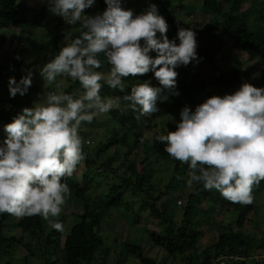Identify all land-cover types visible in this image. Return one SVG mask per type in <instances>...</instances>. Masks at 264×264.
Segmentation results:
<instances>
[{"label": "clouds", "instance_id": "clouds-1", "mask_svg": "<svg viewBox=\"0 0 264 264\" xmlns=\"http://www.w3.org/2000/svg\"><path fill=\"white\" fill-rule=\"evenodd\" d=\"M45 3L51 15L71 25L79 22L81 31L38 68L39 75L49 84L68 77L78 81L83 92L79 96L63 90L46 92L4 125L0 214L17 218L38 215L50 228L63 231L62 222L55 218L61 214L70 189L62 178L72 176L84 159V141L78 130L82 122L90 123L120 107L121 97L102 98L103 84L123 92L124 78L152 72L159 86H153L151 79L144 80L133 84L122 98L138 110L139 119L158 111L157 101L167 100V93L179 95L174 91L176 69L199 63L200 58L197 33L178 27L169 39V25L155 3L137 14L124 7V0H104L106 8L95 15L84 10L96 0ZM101 54L110 65L106 72L98 71ZM23 71L19 80L9 77L11 97L29 92L34 72L31 68ZM179 115L176 129L156 139L164 143V151L171 157L188 163V186L202 182L205 189L218 190L230 202L252 203L253 186L264 179V87L245 82L235 92L212 96L194 110L184 106ZM248 259L254 260H234L248 264Z\"/></svg>", "mask_w": 264, "mask_h": 264}, {"label": "rangeland", "instance_id": "rangeland-1", "mask_svg": "<svg viewBox=\"0 0 264 264\" xmlns=\"http://www.w3.org/2000/svg\"><path fill=\"white\" fill-rule=\"evenodd\" d=\"M27 2V5L33 10L32 13L26 18L25 22L12 25L8 29L0 31V65L5 64L8 58H16L17 55L21 56V73L25 74L23 69L31 68L34 72L33 83L35 87L31 90V98L33 103L40 100L46 92L50 91H65L68 88L71 80L68 77H58L56 82L51 84L46 83L39 75L38 68L42 67L49 59H51V50L53 48L54 41L57 39L59 42V49L64 44L70 43L74 36L79 35L81 28L79 22L76 25L68 24L64 18L54 16L47 11V18L44 20L42 26L36 27L32 24V19L35 16V12L39 11L44 6H47L45 0H21ZM184 5L194 6V11L190 12L189 9L184 12H178L177 16L183 21L180 27L189 28L188 24L195 22L198 24L196 32L210 27L212 20L216 18L217 11L219 10V0H213L209 9L203 10V0H182ZM150 3H154L150 0H124V7L131 8L134 13L143 11ZM251 0H245L240 9L246 10L252 5ZM258 12L262 11L264 14V3L259 2L256 4ZM99 10L98 0L96 4L91 8L85 9V14L95 15ZM260 18V17H258ZM264 27V24H261ZM218 31V30H217ZM159 35V34H158ZM198 48L206 43V38L198 39ZM172 37L169 36V39ZM226 38H224L223 45L218 51L220 54L217 57L216 63L218 68L222 71L230 68L245 69L248 65L251 66V60L241 52L231 51L230 47L225 44ZM178 43V41H177ZM219 42L216 43V45ZM219 46V45H217ZM218 49V47H217ZM198 56L200 51H198ZM155 54V53H152ZM199 63H194L189 74V85L193 88L192 95L194 102L186 101L184 106H189L192 110L195 107L206 101L205 95L209 96L210 90H205L200 93L196 92L194 85L199 81L209 82L211 75L214 72V68L210 63L205 61L199 56ZM101 69L98 71H108L105 57L101 54ZM33 64V65H32ZM10 74L15 73L12 65H9ZM13 72V73H12ZM264 71H261L262 73ZM3 73V72H2ZM5 74V73H4ZM4 74H0V81L8 78ZM252 75V74H249ZM11 76V75H10ZM13 76V75H12ZM11 76V77H12ZM250 84L256 87H264V82L256 81V75H252ZM150 79L156 86V79L152 72H150ZM144 81V79L142 80ZM158 82V81H157ZM168 94V93H167ZM168 100V99H167ZM164 100L163 102H166ZM162 101H157V108ZM115 109V108H114ZM180 109L174 111L171 115L164 113L163 116H157L154 112L150 115L141 116L139 119H135L139 115L136 110L135 115L126 114L128 120L125 125L121 126L117 123V120L112 117L110 111L106 114L97 116V122L93 126L86 125L85 128L78 130L79 135L84 141L83 146L89 147L90 150L84 152V159L77 166V169L73 173V187L70 189V196L67 199L66 204L62 208L61 214L55 218L62 222L63 231H55L53 239L57 242V250L55 255L48 256V258L42 257L39 249L44 247V237L38 241L36 237H32L29 234H24L21 229L18 228L19 220L21 218L11 217L7 221V227L4 230V236L7 239L6 244L2 247V253L0 254V264H65V255L63 251L64 240L71 230L72 226L80 221L82 215V201L76 196V190L84 188V196L88 198L91 203H101L100 213L102 217L101 224L98 229V233L102 238V244L95 252L94 260L92 264H142V262L133 255H130L127 251V245L134 243L140 245L146 256L157 260L163 264H185L182 258L173 260V258L167 254V252L159 245L155 244L152 234H160L166 228V225L162 223V219L158 218L147 208L149 204L153 203L156 209L166 214L168 218L173 219L177 226H181V222L185 219V208L189 194L196 187V182L193 181L191 187L188 186V180L190 176L185 179L182 175L178 176V182H174L172 187H167L172 182L173 169L170 168L169 162L165 160H157L154 162V153L151 151L147 157L143 153V141H140L137 146L135 142V128L134 123H139L140 119L144 117L151 118L150 129L146 128L144 137L150 138L153 135V131L159 134H163V128H167L171 124L176 125L180 120ZM154 122L158 124V127H154ZM116 124L119 126V138L123 136L125 132L129 131V145L119 144L106 150L102 155L97 158L95 151L100 141L107 138L109 128ZM6 133L4 127L0 126V142L4 140ZM82 146V147H83ZM117 154L118 160L109 165L111 158ZM86 158L91 160L93 180L85 186L83 181V168L85 167ZM135 160V161H134ZM146 160L145 164L150 163L149 169L150 181H142V189L136 190L134 187L128 188L124 196L126 205L122 208L114 209L113 207H107L105 202V195L109 192L110 186L121 185L122 176H134L128 168L133 163H136L138 173H141L144 164L142 161ZM142 163V164H141ZM105 165L104 167H102ZM135 182V181H134ZM184 182L182 185L181 183ZM253 201L252 205L258 206L249 212V216L243 228H237L236 221L239 212L235 209L222 211V204L215 201L202 200L197 204V208L202 210V213H198L194 220L197 221L195 225L197 229L203 231L204 237L199 241L200 255L205 248L209 247L213 243L218 241V238L224 231L225 227L232 225V229L242 239L254 243L259 237H264V196L259 192L252 191ZM215 200V199H214ZM146 204V208L142 209V205ZM225 208V207H223ZM255 221L258 223V227H255ZM53 230L49 227L47 221L45 224V233H49ZM21 238L23 242L21 243ZM253 241V242H252ZM33 246L34 254L29 250L27 246ZM53 253V249L49 248ZM106 252H108L107 261L103 263ZM263 252L258 250L253 252L248 259V264H264V259L261 260ZM242 258V257H241ZM258 259V260H257ZM244 260V259H243ZM242 262L243 261H239ZM241 263V264H242ZM244 264V263H243Z\"/></svg>", "mask_w": 264, "mask_h": 264}, {"label": "trees", "instance_id": "trees-1", "mask_svg": "<svg viewBox=\"0 0 264 264\" xmlns=\"http://www.w3.org/2000/svg\"><path fill=\"white\" fill-rule=\"evenodd\" d=\"M154 2L159 9L160 14H162L168 25L169 30L167 35L174 37L177 32V28L183 24L180 17L177 16L178 12H184L190 9L193 12L194 6H185L182 0H150ZM213 0H203L202 9H209ZM252 5L246 10L240 9L244 4L245 0H219V10L217 11L216 18L212 20L210 27H206L203 30L196 32L198 24L192 22L188 24L190 29H193L199 34L198 39L206 38V43L197 48L200 51V55L205 61L210 63L214 68V72L211 75V80L209 82L199 81L194 87L197 93L205 90H210L209 96L205 95L208 99L212 96H223L226 93L235 92L242 83H250L252 75H256V81L264 82V14L262 11L258 12V7L256 4L259 2L264 3V0H251ZM99 10L97 13L103 12L106 8L104 0H98ZM189 8V9H186ZM32 9L27 5V2L21 0H0V31L3 29H8L12 25L17 23L25 22L26 18L32 13ZM47 6H44L39 11L35 12V16L32 19V24L36 27L42 26L44 20L47 18ZM260 17V18H258ZM218 30V31H217ZM78 36V35H77ZM74 36L72 39L76 38ZM224 38L225 44L230 47L231 51H238L241 54L246 55L249 60H251V66H247L245 69L240 68H230L228 70H220L216 63L217 57L220 55L218 51L223 45ZM71 39V40H72ZM219 42V46L216 43ZM59 42L56 39L51 50V58L59 52ZM218 47V49H217ZM218 50V51H217ZM155 56V54H152ZM20 59L10 57L7 59L5 64L0 65V74H4L9 80L12 75L19 80L24 74L21 73V56ZM101 58V55L100 57ZM106 62V59L102 60ZM195 62L190 63L187 66H179L176 71L178 76L176 77L177 84L176 89L179 95H173L168 93V100L166 102H161L158 111L155 113L157 116H163L164 113L172 114L178 109H182L186 104V101L194 102L192 95V87L189 85V74L192 66ZM9 65L14 68L13 74H10ZM33 65V64H32ZM108 69L110 65L107 64ZM101 69V68H100ZM98 69V70H100ZM3 72V73H2ZM252 74V75H249ZM11 75V76H10ZM150 79V72L138 77H127L124 78V83L126 85L123 92L119 89H112L108 85L103 84L101 88V96L104 99L109 97H121L120 107L110 110V114L113 118L117 120V123L121 126L125 125L128 120L126 114H131L132 116L136 114L129 102L124 101L122 98L125 94L130 91L133 84L142 83V80ZM70 84L66 88L65 92L79 96L82 94L83 89L79 85L78 81L69 80ZM153 86H156L153 81H151ZM156 83H158L156 81ZM35 87L30 86L29 92L24 96L17 94L15 97H11L8 89V81L2 79L0 81V126L4 127L5 124L13 121V118L24 108L32 107L33 100L31 98V90ZM208 88V89H207ZM135 113V114H133ZM136 119V117L134 116ZM151 118L144 117L140 119L139 123H134L135 128V142L134 145L137 146L140 141L145 140L143 143V153L149 156L151 151L154 153V162L161 159L169 162L170 168L173 169L172 182L167 187H172L174 182H178V176L182 175L185 179L189 177V172L191 171L188 163L181 162L177 159L171 157L168 153L164 151V143L158 141L156 137L161 135L156 131H153V135L144 137V133L147 129L153 128L150 124ZM97 118L95 117L92 122H82L80 129L86 127V125L93 126L96 124ZM158 124L154 122V127H158ZM124 127V126H123ZM176 125L171 124L167 128H163L162 133L167 134L168 131H174ZM129 131L125 132L121 138H119V126L113 124L109 128L107 138L100 141L97 150L95 151V156L99 158L102 153L109 150L113 146L119 144L129 145ZM83 146V144H82ZM85 146V145H84ZM82 147L83 151L86 152L89 147ZM117 154L111 158L109 165L112 162L118 160ZM135 161V160H134ZM130 165L128 170L137 178L132 176H122L121 185L110 186L109 192L105 195V202L107 207H113L114 209L122 208L126 205L125 194L128 188L134 187L136 190L142 189V181H150V176L148 174L150 169V163L145 164L147 161L144 160V164L141 173H138L136 168V163ZM141 163V164H142ZM85 167L83 168V181L85 186L93 180V171L91 160L86 158ZM103 165L102 167H104ZM135 181V182H134ZM62 182H66L69 188L73 187V176L62 178ZM182 185L184 182L181 183ZM252 191L259 192L264 196V179H262L259 184L253 186ZM253 193V192H252ZM76 196L83 200L82 201V215L80 216V221L74 224L69 231L68 235L64 240L63 251L65 255V264H92L93 258L96 250L102 244V238L98 233L99 226L102 221L100 206L101 203H91L88 198L84 196V188L76 190ZM215 201L216 203H221V209L224 211L226 209L239 212L236 221L237 228H243L249 212L255 207L252 204H242L233 203L221 196L216 189H205L202 182H196V187L189 194L187 205L185 208L184 220L181 222V226L173 221V219L168 218L166 214L159 212L153 203L149 204L147 208L155 214L156 217L162 219V223L166 225L164 231L160 234H152V237L156 245L161 246L168 255H170L173 260H177L179 257L185 262V264H241L240 260H234L236 257L248 258L253 252L258 250L262 251L264 255V237H259L251 243L250 241L242 239L237 233L232 229V225L225 227L224 231L218 238V241L205 248L204 251L199 255V241L204 237L203 231L196 228L197 221L194 220L198 213H202V210L197 208V204L202 200ZM215 199V200H214ZM100 205V206H99ZM146 208V204L142 205V209ZM225 207V208H223ZM13 215L8 213L0 214V254L2 253V247L6 244L7 239L4 236V230L7 227V221ZM46 221L36 215V216H26L19 220L17 225L19 229L23 231L24 234H29L32 237H36L39 241L42 236L44 237V247L39 249L42 257L48 258V256L55 255L54 252L58 249L57 242L53 239L55 235V229L51 230L49 233H45ZM255 227H258V223L255 221ZM23 238H21V243ZM253 242V241H252ZM29 250L34 254L33 246H27ZM52 248L53 253L50 252ZM127 251L130 255L138 258L142 264H163L157 260L146 256L143 248L134 243H129L127 245ZM108 252H106L103 259V263L107 261ZM234 257V258H230ZM246 264L245 262H243ZM242 263V264H243ZM49 264V263H47Z\"/></svg>", "mask_w": 264, "mask_h": 264}, {"label": "built area", "instance_id": "built-area-1", "mask_svg": "<svg viewBox=\"0 0 264 264\" xmlns=\"http://www.w3.org/2000/svg\"><path fill=\"white\" fill-rule=\"evenodd\" d=\"M231 259L233 258V257H230ZM258 260V259H257Z\"/></svg>", "mask_w": 264, "mask_h": 264}]
</instances>
